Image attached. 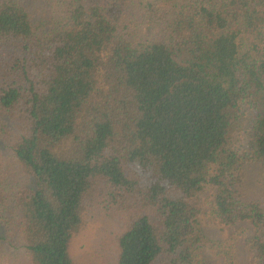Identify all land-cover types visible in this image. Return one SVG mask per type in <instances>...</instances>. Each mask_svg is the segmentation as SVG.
I'll list each match as a JSON object with an SVG mask.
<instances>
[{
	"label": "trees",
	"instance_id": "trees-1",
	"mask_svg": "<svg viewBox=\"0 0 264 264\" xmlns=\"http://www.w3.org/2000/svg\"><path fill=\"white\" fill-rule=\"evenodd\" d=\"M247 166L264 0H0V264H264Z\"/></svg>",
	"mask_w": 264,
	"mask_h": 264
},
{
	"label": "rangeland",
	"instance_id": "rangeland-1",
	"mask_svg": "<svg viewBox=\"0 0 264 264\" xmlns=\"http://www.w3.org/2000/svg\"><path fill=\"white\" fill-rule=\"evenodd\" d=\"M246 168L247 169L244 172L245 174H243V179H245L244 193L247 197H252V199L260 201V199H264V173L260 172L259 168L256 169L253 166H249V167L247 166ZM209 201H211V194L210 192H206L205 194L200 196L198 203L200 204L202 202H205L206 207H207V205L209 204L208 203ZM206 207H204L203 212H201L200 224H201L203 233L210 240L219 241L224 236L232 234L233 232L238 231L241 228L246 229L245 236L254 235L255 230L252 227V225L249 223L238 224L237 226L227 227L226 229H222L218 225L210 223L206 217V212H204ZM239 254H240V257L245 259V255L242 251L241 245L239 246ZM208 259H209V264H221L219 259L214 257L212 253L210 252L208 253Z\"/></svg>",
	"mask_w": 264,
	"mask_h": 264
}]
</instances>
